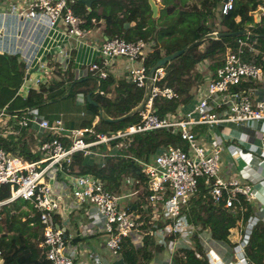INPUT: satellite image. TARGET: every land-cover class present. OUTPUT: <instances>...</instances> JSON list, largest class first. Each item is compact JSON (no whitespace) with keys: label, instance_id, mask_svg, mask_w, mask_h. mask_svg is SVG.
<instances>
[{"label":"built area","instance_id":"2783aa9c","mask_svg":"<svg viewBox=\"0 0 264 264\" xmlns=\"http://www.w3.org/2000/svg\"><path fill=\"white\" fill-rule=\"evenodd\" d=\"M76 1L11 0L8 11L3 10L0 15L28 22L33 29L62 26L67 37L81 39L96 27L85 28L86 22L72 8ZM234 1L222 2L218 13L228 14ZM90 24H96L94 18L90 19ZM245 31L249 34L238 36L226 48L219 66L212 68L208 61L197 65L196 71L202 81L190 105H181L174 113H165L162 117L156 113L154 100L170 101L178 95L172 88L159 85L165 76L164 66L154 71L148 83L144 60L154 42L127 41L118 35L105 34L93 39L90 46L95 54L85 65L89 76L98 80H105L109 75L115 77L113 70L122 59L127 63L123 79L135 88L148 91L145 105L138 113L140 123L123 131L97 133L94 126L98 117L89 128H75L67 127L61 115L49 120L35 108L11 116L2 109L0 119H9L19 134L23 131L32 136L38 151L31 149L30 155L40 153L41 157L25 159L0 146V190L7 187L9 192L8 196L0 198V221L5 206L17 201L27 203L28 216L37 218V223L30 225L40 231L37 247L47 264H82L84 254L90 264H113L108 257L121 258L126 241L137 248L142 246L143 228L148 224L154 228L153 240L165 245L173 255L177 249L190 248L186 236L195 230L187 220L189 206L203 186L216 207L222 206L234 214L236 210L238 215L235 216L240 219V222L236 220L240 224L238 239L230 248L234 261L230 259L226 264H252L247 247L257 222H264V203L241 227L245 212L243 199L249 204L255 202L258 191L232 170L229 175L224 169L229 166L224 160L226 143L243 147L259 163L264 161V66L253 61L258 52L257 43L251 30ZM57 50L49 60L37 59L34 63L37 67L27 64L16 96L26 98L30 89L48 88L57 71H66L64 60L70 58L71 50ZM160 129L177 133L185 146H164L148 162L133 158L141 166L144 177L142 185L133 192L108 188L95 174L70 172L74 154L94 159L106 157L111 155L107 152L111 150L112 141ZM214 129L216 135L209 134ZM2 132L12 133L8 127ZM86 136L92 141H85ZM99 146H105L104 150H92ZM230 159L242 169L251 165L239 153H233ZM128 182L138 183L134 179ZM185 229L187 235L183 236ZM101 235L103 252L83 246L86 239ZM197 235L208 260L211 252L214 255L215 245L225 246L211 242L207 232ZM170 236L174 239L170 240ZM172 261L170 258L167 264H174ZM4 262L0 249V264ZM218 262L225 264L219 257H210V264Z\"/></svg>","mask_w":264,"mask_h":264},{"label":"trees","instance_id":"16d2710c","mask_svg":"<svg viewBox=\"0 0 264 264\" xmlns=\"http://www.w3.org/2000/svg\"><path fill=\"white\" fill-rule=\"evenodd\" d=\"M149 1L95 0L90 10L99 7L102 13L98 17L91 16L95 19L96 24H90L91 18H89V22L87 21L84 26L87 29L98 27L106 36L123 35L127 41H136L137 39L153 41L155 45L144 60L148 73L162 57L188 47L178 58L163 67L165 76L159 85L172 88L178 98L170 101L156 98L154 107L157 109L156 113L159 117L165 113H174L181 105L184 106L191 101L198 84L202 81V76L196 71L197 65L204 61H213L212 68L219 66L221 55L237 38L199 41L206 35L236 33L245 31L247 26L253 25L254 29L252 28L251 32L255 35L253 39H255L258 48V53L253 57V61L264 66V37L262 36L264 34V15L260 17L259 23H255L254 17L251 15L258 7H264V0H252V2L235 0L233 9L226 15L217 13L223 0H162L163 8L159 17H153ZM76 3L81 4L78 0ZM217 18L218 24L216 23ZM132 23L133 26L124 27L125 24ZM245 24L247 26L244 27ZM202 46L203 49H200ZM15 60L13 57L0 55V91L11 95L7 101H3V93H0V108L6 104L5 102L12 99L11 105L8 106L10 111L12 104L18 100L21 103L19 109L28 110L38 107V113L49 120L60 115L63 119L61 112L55 110L56 112L48 114L45 110L55 107L59 102H67L78 93H83L85 98L88 95L92 96L93 103L85 100L86 116L73 123V126L91 127L93 120L99 117L100 111L104 113L105 117L111 119V121L98 119L94 126L95 130L98 123L107 125L110 132L104 134L123 131L131 125L140 123V116L138 113L135 114L134 110L145 100L147 89L135 88L130 81L115 79L112 75H109L105 80H98L91 76L74 80L69 68L67 83L61 79L59 82L56 81L57 88L46 89L44 86H40L39 91L30 89L26 98L23 99L15 97L23 82L22 73L16 72L13 68ZM67 92L69 95L65 97ZM128 114L131 115L117 121L118 118ZM168 145L184 147L185 143L177 133L170 130L160 129L138 133L126 139L112 141L110 147L115 156H108L105 163L101 165L96 158L83 157L80 153L74 154L70 172L72 174H95L105 183L106 187L115 189L117 192H125L129 187L130 189L131 187L139 189L144 177L141 166L134 159L148 162L162 147ZM1 146L9 152L11 149L15 150V147L8 149L6 145L2 144ZM22 155L27 159L33 157L30 153ZM129 179L137 180L138 183L129 184ZM142 191L144 194L147 193L144 188ZM15 203L2 209L0 249L3 251L4 264H47L41 250L37 247L40 231L33 230L30 225L37 223V218L29 217L26 211H21L18 215L11 213L10 208ZM243 206L245 207L243 221H246L249 216L254 214V211L251 204L244 199ZM235 215L222 206L216 207L208 190L201 186L197 196L191 200L188 211V223L195 230L190 236H186L190 242V248H180L175 252L177 254L174 260L175 264H208L202 243L197 235L198 232L210 234L211 242L214 244L231 246L228 241L231 236L230 226L235 224L239 218ZM23 217L25 220L20 221ZM152 231L154 228L150 224L145 225L142 246L138 247V250H135L129 241L124 243L122 255L127 264H150L152 261L151 252L159 249L157 245H154ZM10 232L13 234L9 235ZM169 239L173 240L174 237L170 236ZM247 250L249 262L264 264V222H257L250 235Z\"/></svg>","mask_w":264,"mask_h":264},{"label":"crops","instance_id":"0c3cea01","mask_svg":"<svg viewBox=\"0 0 264 264\" xmlns=\"http://www.w3.org/2000/svg\"><path fill=\"white\" fill-rule=\"evenodd\" d=\"M10 1L11 0H0V13L3 10L5 12L8 11ZM151 2H153L157 7L156 17H159L160 11L163 8L162 0H151ZM133 25H134L133 23L129 24L128 27L126 28H129ZM16 34L20 36L15 37ZM103 34L104 33L102 32V30L96 27L95 30H92L88 35H86L81 39L74 37L70 38L67 37L65 30L62 26H59L58 28H54V29H47L43 26H37L36 28L33 29V25H30V23L28 22H24L23 20L16 21L15 18L14 19L10 18L8 15H0V55L7 56L9 58L10 57L15 58L16 60L15 63H13V68H15L16 72H21L23 77L28 63L34 64L37 59L49 60L53 57V54L56 51H58L57 50L58 48L66 49V50L70 49L71 50L70 58L64 60V64L66 65V71H57L56 75H54L55 78L53 77L54 79L49 86V87L57 88L56 83L61 81V79H64L65 83H67L69 76L68 75L69 68L71 70L74 80H81L82 78L89 76V74L85 72V65H87V63L92 60L95 54L94 50L90 46V42L93 39H98ZM35 65L36 64H34L33 66ZM4 67L6 68L5 65ZM126 67H127V63L125 60L122 59L118 60L113 70V74L115 75L114 78L122 80L126 75V71H125ZM57 77L59 80L58 79L56 80ZM0 93L1 94L3 93L2 96L3 101H7V99L11 96L9 93L3 91H0ZM83 95H84L83 93L76 94L73 99L74 101L71 104L63 103L66 104V106L70 107L69 109H71L72 106L78 108L80 110L79 112L80 119L85 118L86 116L85 100H87V97L85 98ZM15 97H20V96H16L15 94ZM90 99L92 101V96H90ZM11 100L5 102L6 104L2 108H0V111L4 109L8 114V116H11L12 114H19L25 111L22 110L23 108L19 110L15 109L9 111L8 106L11 105L12 102ZM20 105L21 103L19 104V106ZM55 107H49L47 110L50 111V113L54 112L56 109ZM70 111L72 110H69L67 112L69 113V115L71 114ZM63 120H64V115H63ZM96 120L97 117L93 120V122ZM75 122L78 121H72V122L69 121L71 125ZM64 123L66 122L64 121ZM71 127H75V126L72 125ZM215 133H216L215 129L209 131V134L211 135ZM21 134L23 133L21 132ZM21 137L24 136L21 135ZM233 153H239L242 159H244L247 162H250L251 165L247 167V169H242L241 167H239V165L236 162L230 159ZM224 160L226 164L228 165L232 164V169L237 170L236 171L238 174L237 176H239V178L242 179L243 182H247L249 184L254 185V189L258 191L257 200L253 202L255 205L251 203L254 214L257 213L258 207H260V205L264 203V161H260L259 163V161L253 159L252 156L249 154V152L245 150L243 147H238L232 143H226L225 145ZM102 239H103L102 235L98 238L95 237V239H86V241L83 242V246L88 249H95L97 251L103 252V249L101 247ZM229 241L231 247L228 246V248L230 249L233 247L234 244H232L233 242L231 241V239H229ZM153 242L155 243L154 245H157L159 247V249L158 250L155 249L151 252L152 261L150 262V264H167V261L170 258L173 260L172 262H174L175 257L177 256L176 253L171 255L170 251L166 248L165 245L157 244V241L154 240ZM216 247L217 245L214 246V251H216L217 249ZM134 248L135 250L139 249L137 247ZM215 255H217L216 252H214V256ZM216 257H218V255ZM110 258L111 257H108V259L111 262H113V264H127V262L124 260L123 255L121 258H119L120 260L119 259L113 260L112 258L111 259ZM82 264H90L86 254H84V256L82 257Z\"/></svg>","mask_w":264,"mask_h":264},{"label":"rangeland","instance_id":"374dc122","mask_svg":"<svg viewBox=\"0 0 264 264\" xmlns=\"http://www.w3.org/2000/svg\"><path fill=\"white\" fill-rule=\"evenodd\" d=\"M240 1H242V0H240ZM246 1L252 2V0H246ZM72 8L75 11L77 9H80L81 10V11L80 10H77L76 11V14L78 16H82V20L85 21V22H87V21L89 22V18H91V16L98 17L102 13L101 8H99V7L98 8L97 7H94L92 11L91 10L88 11L84 5H81V4H78V3L72 5ZM260 8L263 9L262 10V13L260 14V17H261L262 15H264V7H260ZM258 9H259V7H258ZM217 13H218V9H217ZM216 23L217 24L219 23L218 18L216 19ZM245 26H247V24H245L244 27ZM251 26H247L246 28L247 29H250L252 31V28L254 29V27H253V25H251ZM120 36L122 38H124L123 35H120ZM200 49H203V46L200 47ZM257 53H256V55H257ZM213 63H214L213 61L212 62L211 61H208V64H209L210 67L212 66ZM73 99L74 98L71 97L69 100H67V102H60L59 104L55 105L56 106L55 107L56 108L55 110L62 112V114L64 115V117H65L64 121L66 122L65 125L67 127H71L72 126L71 123H69L67 121H71L72 122V121H79V120H81V119H79V112H80V110L78 108H76L75 106H72L71 109H69L70 107L66 106V104H63V103H69V104H71L74 101ZM192 99H191L190 102H188L187 104H185V106L190 105V103L192 102ZM19 102L20 101H18V100L15 101L12 104V106H11V110H15V109L16 110H19V104H20ZM69 110H72V111H70V113H71L70 115H69V113H67ZM45 111L48 114L50 113V111H48L47 109ZM86 125H88V124H86ZM7 127H8V130L12 132L10 135H7V134H5V133L2 132V131H5ZM16 129H17L16 127H13L12 126V123L9 121V119H7V118H1L0 119V146L2 144L3 145H6L8 147V149H11V147H15L14 148L15 150H12L11 149L10 152L12 154H15L16 156H22V157H24L22 155L23 153L29 154L30 151H31V149H35L36 151H38V146L36 145V141H34V138L32 136L26 134L23 131H22L23 134H21V133L20 134L21 135H24V137H21V135L19 134L20 131H18ZM15 131L18 132V134L15 133ZM95 131L97 133H101V132L102 133H109L110 132L109 131V127L107 125L103 124V123H98L96 125ZM84 140L85 141H92V138H90V136H86V137H84ZM1 147L3 148V146H1ZM104 148H105V146H99L98 148H93L92 150H100V151H103ZM107 153L108 154H111L109 156H112V157L115 156V154L112 153V149L110 151H108ZM40 157H41V154L38 153L36 156H33V157L29 158V159H39ZM99 157L100 156H96L97 162L101 165V164H104L105 163V159L108 156H106V157H100V158ZM25 159H27V158H25ZM224 169H227L228 170V174L229 175H231L232 172L234 173V172L237 171L235 169H232V164H230L228 167L227 166L224 167ZM231 170H232V172H231ZM235 174L238 175L237 172ZM126 190L127 191H130V192H133L135 189L132 188V187L130 189V187H129ZM8 195H9V192H8L7 187H5V188H3V189L0 190V197H6ZM27 205L28 204L25 203V202H23V201H17L15 204H13L11 206V208H10L11 209V213H14L15 215H18V213H20L21 211L28 212L27 211V208H28ZM235 213H236V215H238L237 212H236V210H235ZM75 216H77V214H75L73 216V218H75ZM237 219L240 222V219L239 218H237ZM20 221H24V217L21 218ZM241 224H242L241 227H243L244 224H245L244 221H242ZM230 229L232 230V234L230 236V239L234 243L237 240L238 235H239L240 224L239 223L238 224L235 223V224H233V225L230 226ZM33 230H35V229L33 228ZM190 231H192V229H190ZM11 234H13V232H10L9 233V235H11ZM186 235H187V230L185 229L184 232H183V236H186ZM132 236H133V234H132ZM95 237L98 238L100 236H95ZM95 237H92V238H89V239H95ZM216 248L217 249H216L215 252H216V254H218V257L221 258L222 261L225 262V264L228 263V261L231 259V254H229L230 253V249H228V247H226V246H219V245ZM215 256H217V255H215ZM215 256L211 252L210 257L211 258L212 257L216 258ZM210 257H209V260L207 258H205L207 260V263L208 264H210ZM230 261H234L233 258ZM217 264H220V262H218Z\"/></svg>","mask_w":264,"mask_h":264},{"label":"water","instance_id":"95a60500","mask_svg":"<svg viewBox=\"0 0 264 264\" xmlns=\"http://www.w3.org/2000/svg\"><path fill=\"white\" fill-rule=\"evenodd\" d=\"M227 0H223V2L225 3ZM78 2H80L81 4H83L86 9H90L91 8V5L95 2V0H78ZM150 6H151V9H152V13H153V17H156V13H157V7L155 6V4L153 2H151L150 0ZM262 13V9L259 8L257 9L256 11L252 12L251 15L254 17V22L255 23H259L260 21V14ZM129 24H125L124 27H128ZM249 34L247 31H239V32H236V33H212V34H209V35H206L202 38L199 39V41H204V40H209V39H221V38H229V37H238V36H241V35H247ZM253 37L255 35H253L252 33H250ZM264 37V34L262 35ZM188 48V47H187ZM187 48L183 49V50H180V51H176L170 55H167V56H164L162 57L160 60H158L155 65H153V67L149 70V73H148V83H150L151 81V78H152V75L154 73V71L158 68H161L163 66H165L167 63L171 62L172 60L178 58ZM69 95V93H67L65 95V97H67ZM148 95V91L146 93V97ZM145 97V98H146ZM87 101L90 102V103H93L90 99V95L87 96ZM145 105V100L143 102L140 103V105L134 110V113L137 114L139 113L143 107ZM35 109H37L38 107H34ZM131 114H128L126 116H123L121 118H118L117 121H121L123 120L124 118H126L127 116H130ZM99 119H104L105 121H111V119L105 117L104 113L102 111L99 112ZM132 209H134V207H132Z\"/></svg>","mask_w":264,"mask_h":264}]
</instances>
